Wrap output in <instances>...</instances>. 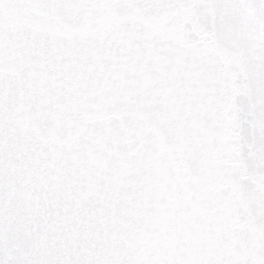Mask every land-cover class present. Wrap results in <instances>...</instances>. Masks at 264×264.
Returning a JSON list of instances; mask_svg holds the SVG:
<instances>
[{"label":"snow or ice","instance_id":"6c2138e0","mask_svg":"<svg viewBox=\"0 0 264 264\" xmlns=\"http://www.w3.org/2000/svg\"><path fill=\"white\" fill-rule=\"evenodd\" d=\"M0 264H264V0H0Z\"/></svg>","mask_w":264,"mask_h":264}]
</instances>
